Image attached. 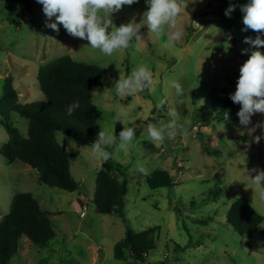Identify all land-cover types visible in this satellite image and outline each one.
Returning <instances> with one entry per match:
<instances>
[{
  "label": "rangeland",
  "instance_id": "rangeland-1",
  "mask_svg": "<svg viewBox=\"0 0 264 264\" xmlns=\"http://www.w3.org/2000/svg\"><path fill=\"white\" fill-rule=\"evenodd\" d=\"M186 2V12L178 18L184 35L170 46H165L166 35L158 37L146 25V0L112 13L115 27L130 21L144 26L139 41L106 56L87 40L70 36L63 25L58 24L59 32L47 27L46 22H56L55 18L48 21L37 0L0 1V97L4 80L10 76L21 104L38 101L42 97L36 80L39 66L68 55L105 70L102 85L91 91L92 102L101 112L93 126L96 136L102 129L118 137L124 126L136 133L125 149L119 148L118 138L113 145L103 146L110 153L104 162L93 155L92 143L77 146L72 138L56 132L58 144L73 156L69 172L77 188L71 193L41 184L29 167L19 161L8 164L0 156V219L15 194L28 192L50 211L55 233L42 246L22 237L11 264H132L128 256L124 261L113 257V247L127 228L133 232L155 229L154 249L137 264H264V222L246 237L225 221L230 204L239 197L264 216V199L249 179L264 170V129L249 135L239 123L241 105L224 110L208 97L212 87L234 94L240 67L252 51L264 53V47L244 42L245 37L255 39L243 24L241 6L249 0ZM230 5H235L234 11L225 15ZM141 64L152 71L153 85L132 97L117 96L115 83ZM172 81L181 84L182 95L176 94ZM161 99L166 102L158 109ZM121 108L128 112L123 122L115 119ZM173 111L181 130L160 144L151 142L147 126L170 122ZM251 119L248 128L264 122V114ZM10 121L25 137L27 121L14 112ZM254 136L261 137L259 143ZM7 138L0 124V146ZM144 142L154 150L146 149ZM204 146L216 154L208 156ZM137 162L150 173L166 171L174 185L149 188L145 175L136 169ZM109 163L121 165V176L112 173L124 180L127 189L119 214L111 215L98 213L92 201L96 173ZM215 188L217 194L210 198L208 193ZM81 211L83 217H79Z\"/></svg>",
  "mask_w": 264,
  "mask_h": 264
},
{
  "label": "trees",
  "instance_id": "trees-1",
  "mask_svg": "<svg viewBox=\"0 0 264 264\" xmlns=\"http://www.w3.org/2000/svg\"><path fill=\"white\" fill-rule=\"evenodd\" d=\"M2 1V0H0ZM19 1V0H11ZM247 34L264 39V33L251 29ZM105 70L97 65L75 61L62 55L39 66L36 80L42 97L35 102L21 104L18 92L12 85V78L6 77L0 97V124L8 136L0 146V156L8 164L19 161L37 174V180L50 188L73 192L77 184L71 177L69 165L73 156L55 139L60 132L74 140L77 146L93 143L98 137L93 132L101 112L92 102L91 91L102 85ZM208 97L215 107L232 110L235 103L223 87H212ZM79 103V108L68 115L69 105ZM16 113L27 121L26 136L20 135L10 121V113ZM219 118H226L217 115ZM148 150H154L150 143H143ZM205 153L215 155L216 151L207 146ZM109 163L95 176L92 201L101 214H119L127 193L121 165ZM146 185L151 189L171 188L172 177L163 170H154L145 176ZM218 188L208 193L215 198ZM50 211L40 206L28 192L17 193L12 197L8 212L0 219V264H11L17 253L22 237L38 246L45 245L55 237L48 215ZM226 223L240 236H250L264 222V216L257 213L244 197L235 199L229 206ZM154 228L133 232L127 228L122 240L113 247V257L124 261L127 256L132 264L142 263L147 253L155 247ZM127 254V255H126Z\"/></svg>",
  "mask_w": 264,
  "mask_h": 264
},
{
  "label": "clouds",
  "instance_id": "clouds-1",
  "mask_svg": "<svg viewBox=\"0 0 264 264\" xmlns=\"http://www.w3.org/2000/svg\"><path fill=\"white\" fill-rule=\"evenodd\" d=\"M37 2L43 6L42 10L48 21L55 18L56 22H46L47 27L59 32L58 24L63 25L70 36L87 40L92 49L99 50L103 55L111 56L121 49H127L131 42L139 41L142 37L139 34L144 26L142 22L130 21L115 27L110 18L112 13L121 10L125 5L131 6L138 0H37ZM146 3L148 10L144 13V18L150 32L158 37L166 35L165 46L181 40L184 33L178 18L186 12L188 6L186 0H146ZM234 9L235 5H230L225 15H230ZM241 11L244 14V30L251 29L257 33H264V0H249V3L241 6ZM244 42L257 49L264 47V39H261L260 35L254 40L245 37ZM239 71L236 91L231 94L230 99L241 105L237 113L239 123L247 128L249 135H252L257 128L264 129V122H259L251 128L247 127L252 123L253 115L264 114V53L259 50L252 51ZM153 83V74L149 66L141 64L134 67L127 77H120L114 89L119 97H132L149 88ZM171 86L177 95L183 94L179 82L172 81ZM165 102V99L159 100L156 107L161 108ZM77 108H79L78 102L69 105L68 115ZM171 115L174 119L160 127L152 124L147 126L148 138L151 142L160 144L166 138H174L181 130L177 123V114L173 111ZM115 119L119 122L127 120L128 112L121 108L116 113ZM135 135L134 128L129 126H124L118 137L114 135V131L109 133L101 129L98 138L89 147L98 160L106 162L110 159V153L103 146L113 145L118 138L119 148L125 149L131 145ZM260 139V136L253 137L255 143H259ZM136 169L145 176L150 174V170L140 162H137ZM251 171L257 172L256 169ZM249 179L259 191L260 198L264 199V170L258 171L254 178Z\"/></svg>",
  "mask_w": 264,
  "mask_h": 264
},
{
  "label": "built area",
  "instance_id": "built-area-1",
  "mask_svg": "<svg viewBox=\"0 0 264 264\" xmlns=\"http://www.w3.org/2000/svg\"><path fill=\"white\" fill-rule=\"evenodd\" d=\"M196 17H197V19H198V15H196ZM83 216H84V212L81 211V212L79 213V217H83Z\"/></svg>",
  "mask_w": 264,
  "mask_h": 264
},
{
  "label": "water",
  "instance_id": "water-1",
  "mask_svg": "<svg viewBox=\"0 0 264 264\" xmlns=\"http://www.w3.org/2000/svg\"><path fill=\"white\" fill-rule=\"evenodd\" d=\"M206 19V17L205 18H203V20H205Z\"/></svg>",
  "mask_w": 264,
  "mask_h": 264
}]
</instances>
